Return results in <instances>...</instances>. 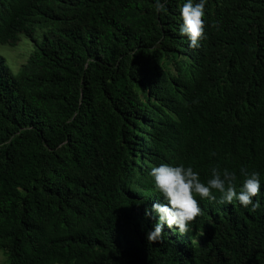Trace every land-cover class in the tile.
Returning <instances> with one entry per match:
<instances>
[{
  "label": "trees",
  "instance_id": "16d2710c",
  "mask_svg": "<svg viewBox=\"0 0 264 264\" xmlns=\"http://www.w3.org/2000/svg\"><path fill=\"white\" fill-rule=\"evenodd\" d=\"M181 2L0 0V45L50 26L17 72L0 57L10 264H264V0H206L199 48L178 33ZM166 162L202 181L227 168L237 189L257 171L259 207L197 197L191 231L149 242L145 209L164 201L148 173Z\"/></svg>",
  "mask_w": 264,
  "mask_h": 264
},
{
  "label": "clouds",
  "instance_id": "9594fccd",
  "mask_svg": "<svg viewBox=\"0 0 264 264\" xmlns=\"http://www.w3.org/2000/svg\"><path fill=\"white\" fill-rule=\"evenodd\" d=\"M168 0H155L154 12L167 14ZM205 4L206 0H182L177 5L180 25L178 33L187 37L189 48H199L200 41L206 38L205 33ZM244 177L242 184L237 189L236 174L227 168H211V176L202 181L199 173L191 165L183 163H160L150 168L148 175L151 177L153 187L163 198V203L154 202L151 208L145 209V216L155 214L156 222L147 231L146 239L149 242L160 241L164 226L175 229V232L184 234L192 230V222L202 215L199 200L209 201L216 199L215 193L220 194L219 203L228 204L234 200L242 207L255 210L259 201L254 200L260 193L261 178L257 171L248 172L240 168ZM174 225L176 226L174 228Z\"/></svg>",
  "mask_w": 264,
  "mask_h": 264
},
{
  "label": "rangeland",
  "instance_id": "374dc122",
  "mask_svg": "<svg viewBox=\"0 0 264 264\" xmlns=\"http://www.w3.org/2000/svg\"><path fill=\"white\" fill-rule=\"evenodd\" d=\"M49 27H38L34 32V38L21 36V40L15 46L0 45V57H4L14 72H17L21 66L26 63L30 54L36 49V42L43 39L44 33ZM169 55L168 59L162 61L166 71L171 73L175 71L176 61ZM183 55L178 57L177 61H180ZM0 264H10L9 255L3 249L0 248Z\"/></svg>",
  "mask_w": 264,
  "mask_h": 264
}]
</instances>
